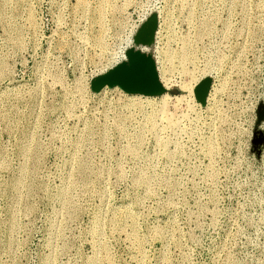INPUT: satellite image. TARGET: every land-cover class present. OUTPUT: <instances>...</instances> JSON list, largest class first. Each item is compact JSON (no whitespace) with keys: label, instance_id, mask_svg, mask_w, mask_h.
Wrapping results in <instances>:
<instances>
[{"label":"rangeland","instance_id":"1","mask_svg":"<svg viewBox=\"0 0 264 264\" xmlns=\"http://www.w3.org/2000/svg\"><path fill=\"white\" fill-rule=\"evenodd\" d=\"M0 264H264V0H0Z\"/></svg>","mask_w":264,"mask_h":264},{"label":"water","instance_id":"2","mask_svg":"<svg viewBox=\"0 0 264 264\" xmlns=\"http://www.w3.org/2000/svg\"><path fill=\"white\" fill-rule=\"evenodd\" d=\"M152 22L144 23L138 31L143 36L149 37L152 33ZM128 62H121L106 73L105 83L109 86L117 85L122 90L131 93H141L151 95L159 92V86L156 82V73L151 59L130 50L127 55ZM200 87H202L200 85ZM197 94V92H196ZM198 98H202L197 94Z\"/></svg>","mask_w":264,"mask_h":264},{"label":"bare ground","instance_id":"3","mask_svg":"<svg viewBox=\"0 0 264 264\" xmlns=\"http://www.w3.org/2000/svg\"><path fill=\"white\" fill-rule=\"evenodd\" d=\"M80 4L81 5H83L82 4V2L80 1ZM85 6H86V4H85ZM84 6V7H85ZM99 14H101V13H99ZM102 15H103V13H102ZM101 16V15H100ZM101 18V17H100ZM96 19V18H95ZM99 21V20H98ZM99 31H101V30H99ZM103 31V30H102ZM98 33V32H97ZM99 34H102L101 32L99 33ZM136 35V34H135ZM95 36H96V33H95ZM103 37V36H102ZM95 39H97V42L100 44V42H102L101 44H103V41H101V37L99 36V37H95ZM144 39L142 38V33L141 32H139V34L136 36V38H135V42L136 43H140V44H144V45H146V44H148V41H147V43L146 42H144L143 41ZM134 42V43H135ZM185 42L182 44V47L178 50V51H174V52H171L170 50H166V54H167V59H168V62L170 61V59H173L174 57H178L177 59L179 60V63L180 64H182V65H184V63L185 62H187L188 60H189V53H188V51H187V49H186V47H185ZM139 45V44H138ZM141 46V45H140ZM145 47V46H144ZM151 47V46H150ZM131 49H134V48H131ZM128 52H129V50H127L124 54H125V56H127L128 55ZM165 52V51H164ZM124 54H123V56H122V58H121V60L119 61V63L120 62H123V60H124ZM171 62V61H170ZM115 65V64H114ZM181 67V66H180ZM186 70V69H185ZM184 70V71H185ZM163 76V75H162ZM163 79V78H162ZM105 81H106V73L105 74H103L102 76H101V78L96 82V85L97 86H100V85H108V84H106L105 83ZM189 82V81H188ZM190 83H191V81H190ZM181 86V85H180ZM181 87H183V88H186V89H188V92L189 93H192L193 92V88L192 87H190V85L188 84V83H183L182 84V86ZM182 88V89H183ZM125 94H127L126 96H127V101H128V104H132V105H136V104H143L144 102H146V103H148V104H151V102H152V100H153V98L154 97H152V96H150V95H145V94H141V93H131V92H128V93H125ZM168 93H163V94H161L160 95V100L162 101V102H164V104L166 103L165 102V100L168 98ZM180 99V98H179ZM161 103V102H160ZM163 104V103H162ZM160 106H162V105H160ZM163 107V106H162ZM163 109V108H162ZM165 113V111L163 112V114ZM167 118V117H166ZM167 120V119H166ZM168 120H170V119H168Z\"/></svg>","mask_w":264,"mask_h":264},{"label":"built area","instance_id":"4","mask_svg":"<svg viewBox=\"0 0 264 264\" xmlns=\"http://www.w3.org/2000/svg\"><path fill=\"white\" fill-rule=\"evenodd\" d=\"M133 40V39H132ZM133 42V41H132ZM127 47L129 48L130 46H126V48H123V49H121V50H118V51H116L115 53H114V56H113V58L114 59H119L120 57H121V55L123 54V53H125V51H127ZM127 59V56H125V54H124V60H123V62L125 61ZM121 63V62H120ZM119 64V63H118ZM117 65V64H116Z\"/></svg>","mask_w":264,"mask_h":264}]
</instances>
